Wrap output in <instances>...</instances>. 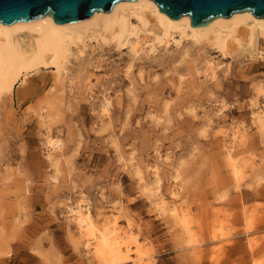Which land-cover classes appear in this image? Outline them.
Segmentation results:
<instances>
[{"label":"rangeland","instance_id":"374dc122","mask_svg":"<svg viewBox=\"0 0 264 264\" xmlns=\"http://www.w3.org/2000/svg\"><path fill=\"white\" fill-rule=\"evenodd\" d=\"M144 30L129 37L147 41L136 52L89 35L71 45L60 81L40 71L0 98V264H97L61 205L81 196L94 217L115 208L121 236L132 234L155 264L264 259V138L252 116H264L255 91L264 87V54L223 57L178 34L150 49L159 30L151 22ZM48 134L62 142L51 162ZM150 167L159 169L157 193L178 192L192 234L152 203Z\"/></svg>","mask_w":264,"mask_h":264},{"label":"bare ground","instance_id":"6f19581e","mask_svg":"<svg viewBox=\"0 0 264 264\" xmlns=\"http://www.w3.org/2000/svg\"><path fill=\"white\" fill-rule=\"evenodd\" d=\"M133 16L138 22L139 29H143L144 32V27L149 22L157 26L159 35H153L151 44L148 45L150 49L155 44L168 43L174 34H178L182 37L188 36L193 43L214 48L223 57L237 52H245L250 57L252 55L261 57L264 54L262 52L264 18H255L250 11L235 12L226 18L217 17L206 26L192 27L187 15L182 16L178 21H172L165 14L160 13L151 0L124 1L114 4L108 13L98 11L88 19L59 25L55 24L48 15L9 25L0 22V98H10L17 85H23L31 75L40 71L51 69L55 79L60 81L71 45L82 42L89 35L96 34L104 43L112 42L117 48L130 43L128 40L131 36L136 40L140 30L131 26L129 17ZM260 42L263 47L261 49ZM146 43L144 39L139 45L136 41L134 45L130 43L131 50L136 52L137 48H143ZM216 69L214 64L206 62V70L212 76H215ZM24 91L26 94H31L32 90ZM255 91L257 95L264 97L262 85H257ZM109 106V101H105L101 107L102 118L108 117ZM252 116L256 130L264 138V116L261 110L253 112ZM235 138L243 144V132ZM45 143L49 148L47 158L51 162L53 156L60 152L62 142L48 134ZM231 152V149L227 150L225 158L232 168L234 179L238 181L241 173L234 166ZM149 169L156 184V199L152 203L161 212L168 208L170 216L176 219L186 233L192 234L186 215L178 213L175 202L178 192L170 190L167 197L157 193L160 185L159 169L158 167ZM136 175L140 181H143L139 172H136ZM177 177L178 175L174 176V179L176 180ZM53 181L58 182L57 176L53 177ZM82 198L83 196L71 204L69 199H64L61 200V205L64 207L66 217L78 231V243L92 254L97 264H155L149 250L143 249L132 234L126 233L121 236L117 217L113 214L115 208L110 209L108 216L98 213L94 217L90 211V204ZM98 218L102 221L101 226L97 225ZM127 225L128 228L131 227L128 220ZM215 237L216 235L212 234L213 241L216 240ZM189 242L191 247L195 246V241ZM253 264H264V259L255 260Z\"/></svg>","mask_w":264,"mask_h":264},{"label":"water","instance_id":"95a60500","mask_svg":"<svg viewBox=\"0 0 264 264\" xmlns=\"http://www.w3.org/2000/svg\"><path fill=\"white\" fill-rule=\"evenodd\" d=\"M124 1L136 0H0V22L9 25L48 15L59 25L88 19L98 11L108 13L114 4ZM151 1L172 21L187 15L192 27L206 26L217 17L226 18L235 12L250 11L255 18H264V0Z\"/></svg>","mask_w":264,"mask_h":264}]
</instances>
